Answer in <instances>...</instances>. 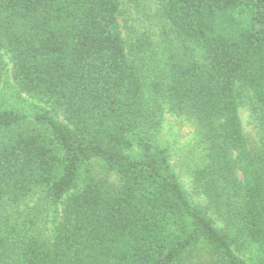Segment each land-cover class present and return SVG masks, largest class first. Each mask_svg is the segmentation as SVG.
<instances>
[{"label":"trees","instance_id":"trees-1","mask_svg":"<svg viewBox=\"0 0 264 264\" xmlns=\"http://www.w3.org/2000/svg\"><path fill=\"white\" fill-rule=\"evenodd\" d=\"M157 2L177 52L146 91L135 59L150 43L124 40L119 0H0V84L6 54L40 104L0 107V264H264V0ZM162 102L201 130L203 202L156 140Z\"/></svg>","mask_w":264,"mask_h":264},{"label":"rangeland","instance_id":"rangeland-1","mask_svg":"<svg viewBox=\"0 0 264 264\" xmlns=\"http://www.w3.org/2000/svg\"><path fill=\"white\" fill-rule=\"evenodd\" d=\"M119 3V24L124 40L134 45L144 39L150 43L147 50L139 53L135 59L147 91L149 82L159 75L157 66L161 59L169 51L177 52V44L173 41L167 21L160 15L157 0H119ZM3 59L7 69L0 84V107L11 106L33 117L40 104L18 91L11 77L8 56L3 54ZM157 111L156 140L168 149L171 165L191 200L203 202L194 181V172L201 166L207 152L200 128L192 118L170 111L165 102L158 106ZM239 113L249 145L257 144L259 133L249 112L241 106ZM37 202L38 197L32 196L18 209L28 210L37 206ZM60 212V206H49L39 212L36 228L41 236H50ZM216 226L223 227L219 222ZM242 256L246 258L249 254Z\"/></svg>","mask_w":264,"mask_h":264}]
</instances>
